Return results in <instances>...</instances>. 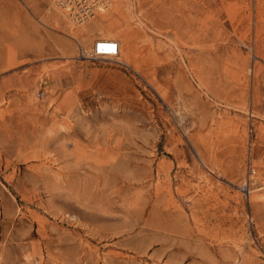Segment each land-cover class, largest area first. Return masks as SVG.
<instances>
[{
  "label": "rangeland",
  "instance_id": "374dc122",
  "mask_svg": "<svg viewBox=\"0 0 264 264\" xmlns=\"http://www.w3.org/2000/svg\"><path fill=\"white\" fill-rule=\"evenodd\" d=\"M98 4L0 0V264H264V0Z\"/></svg>",
  "mask_w": 264,
  "mask_h": 264
},
{
  "label": "bare ground",
  "instance_id": "6f19581e",
  "mask_svg": "<svg viewBox=\"0 0 264 264\" xmlns=\"http://www.w3.org/2000/svg\"><path fill=\"white\" fill-rule=\"evenodd\" d=\"M65 4V7H60L64 10H60L64 15H67V12L69 13L70 18L73 21H77L82 23L83 21H86L89 17H91L94 13V10L97 8V6H100V4H98L100 2V0H63ZM93 1L95 2L93 4ZM105 1V0H104ZM91 4V5H90ZM97 4V5H95ZM104 4V2H103ZM84 7V8H82ZM70 9H72V11H70ZM74 11V13H73ZM90 15V16H89ZM71 20V21H72ZM98 37V36H97ZM95 39V38H94ZM93 39V46H95V44L98 42L96 40ZM99 39V38H98ZM101 39H105V40H109V37L107 36H101ZM93 49V47H92ZM116 55H104V56H100L102 58H110Z\"/></svg>",
  "mask_w": 264,
  "mask_h": 264
},
{
  "label": "built area",
  "instance_id": "2783aa9c",
  "mask_svg": "<svg viewBox=\"0 0 264 264\" xmlns=\"http://www.w3.org/2000/svg\"><path fill=\"white\" fill-rule=\"evenodd\" d=\"M55 2L59 6L64 3L63 0H55ZM61 7H65V4L61 5ZM92 52L97 57L104 56L107 54L117 55L119 52V45L114 40L99 39L95 46H93ZM249 170H251L252 172L254 171L253 168H249Z\"/></svg>",
  "mask_w": 264,
  "mask_h": 264
}]
</instances>
